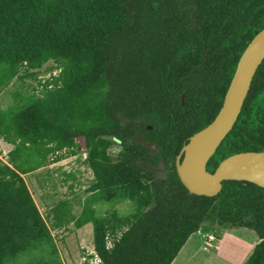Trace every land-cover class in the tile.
<instances>
[{
    "label": "trees",
    "instance_id": "16d2710c",
    "mask_svg": "<svg viewBox=\"0 0 264 264\" xmlns=\"http://www.w3.org/2000/svg\"><path fill=\"white\" fill-rule=\"evenodd\" d=\"M263 28L264 0H0V93L16 79L37 78L50 61L59 69L41 96L17 91L11 105L0 104V136L14 145L8 163L0 160V264H16L28 250H35L31 264H63L42 256L54 237L23 175L80 151L94 173V198L76 201L79 215L71 200H59L47 218L52 229L92 222L103 264H172L204 223L255 230L260 242L244 264H264V188L229 180L216 196L191 194L175 167L189 137L216 117L242 53ZM147 81H194L202 90L184 106L178 101L174 118L162 91H142ZM156 106L160 154L148 159L118 114L141 117ZM108 136L122 140L118 160ZM244 151H264V60L207 169ZM159 161L166 178L152 167ZM103 196L136 208L97 215Z\"/></svg>",
    "mask_w": 264,
    "mask_h": 264
},
{
    "label": "rangeland",
    "instance_id": "374dc122",
    "mask_svg": "<svg viewBox=\"0 0 264 264\" xmlns=\"http://www.w3.org/2000/svg\"><path fill=\"white\" fill-rule=\"evenodd\" d=\"M52 66H54V69L51 70ZM55 67L53 61H50L39 70L37 78L29 76L23 81L14 80L10 86L0 93L1 106L7 107L11 105L17 91L25 96H41L44 83L52 79V76L59 72V69ZM118 115L121 118V122H125L124 117L121 114ZM3 141V138L0 136V160L8 163V153L13 149V146H7ZM118 151L119 149L115 150V152ZM111 158L115 160V158ZM23 177L40 213L44 216L48 225L50 221L47 215H51V206L59 200H71L74 205L72 207L74 213L79 215L83 208L82 205H78L79 201L86 203L87 199L93 200L94 198L89 191V187L94 182L95 177L93 170L86 163V155L83 151L78 152L76 155H67L63 161L45 165L31 173L24 174ZM102 194L104 193L102 192ZM94 205L97 215H103L113 210L123 217L131 215L136 208L132 200L126 198L105 199L104 196L95 201ZM208 224L204 223L197 233L192 234L184 245L180 259L184 256V252L191 249V252L197 251L198 257L197 259L193 257L190 264H200L205 257H208L207 255H210L213 260L210 259L209 263L205 264H244L250 257V254H252L251 252H253L256 244L260 242L258 234L249 228L226 229L224 226ZM60 229H63V227ZM209 233L215 237L214 240L209 239ZM92 236L93 232L87 236L88 245L70 240L64 246L61 243H57L58 239H54L55 247L50 245L45 250H42V256L57 259L63 264H97V261L92 262V259L85 258L88 246L93 243H89ZM203 244L208 248V251L204 249ZM34 251L28 250L17 255L16 264H31L29 256H34L31 253ZM94 252L95 249L92 248L91 253Z\"/></svg>",
    "mask_w": 264,
    "mask_h": 264
},
{
    "label": "water",
    "instance_id": "95a60500",
    "mask_svg": "<svg viewBox=\"0 0 264 264\" xmlns=\"http://www.w3.org/2000/svg\"><path fill=\"white\" fill-rule=\"evenodd\" d=\"M263 60L264 28L242 53L214 120L191 135L176 158L177 174L189 193L213 197L221 192L223 182L229 180L247 181L264 188V151L235 153L222 160L214 172L207 169L211 157L236 123ZM113 139L121 143L120 139Z\"/></svg>",
    "mask_w": 264,
    "mask_h": 264
},
{
    "label": "flooded vegetation",
    "instance_id": "af4514ba",
    "mask_svg": "<svg viewBox=\"0 0 264 264\" xmlns=\"http://www.w3.org/2000/svg\"><path fill=\"white\" fill-rule=\"evenodd\" d=\"M147 82H148V84H146L143 87L141 86L142 91H147L150 93L151 89H153V88L162 91L163 96H162L161 100L170 101L169 107H170L171 112L168 113V115L169 114L173 115L174 118H177V116L175 115V112L179 111L178 101H180V104L182 106H184L186 97L192 91H197L200 89L199 90V92H200L202 90L201 86L192 87L191 84L194 81H147ZM187 82L191 85V87L190 86L188 87L186 85ZM162 84H163V86L159 87ZM229 86H230V84H229ZM156 87H159V88H156ZM249 93H250V89H249L248 95H249ZM155 110H156L155 112L156 113L158 112V114H156L154 112V109L152 111L148 110L144 114H142L141 117H135V116L133 117V116H129V115L125 116L124 117L125 122H123V124L128 128V130L130 132L129 139L131 141H139L145 147H147V149H148L147 158L148 159L153 158L154 156H159V154H160V151H159L160 150L159 135L161 136V134H162V132L160 131L161 130L160 126L162 125L163 116H160L158 106H156ZM176 122H177V120H176ZM110 137H112L110 139L113 141V143L110 146L109 153H110L111 157L115 158V160H118V155H119L120 150L118 152H115V150L119 149V146H121L122 140H121V143H118L117 141H115L113 139L115 136H110ZM182 147H181V149H182ZM173 148L174 149L177 148L176 142L173 143ZM181 149H180V151H181ZM180 151H179V153H180ZM112 154H114V155H112ZM178 154L176 155V158H177ZM176 158H175V167H176ZM136 162H138V164L140 166L143 165L142 161H136ZM152 167H153L154 171L156 172L157 177H160L162 179V178H166L168 176L169 170L166 168L165 163L163 161H159V163L156 166H152ZM163 167H164V169H163ZM176 170H177V168H176Z\"/></svg>",
    "mask_w": 264,
    "mask_h": 264
},
{
    "label": "crops",
    "instance_id": "0c3cea01",
    "mask_svg": "<svg viewBox=\"0 0 264 264\" xmlns=\"http://www.w3.org/2000/svg\"><path fill=\"white\" fill-rule=\"evenodd\" d=\"M4 144H6L7 146H13V144L11 143H8L6 142L5 140L3 141ZM63 161V160H61ZM60 162V161H59ZM56 163V162H55ZM55 163H51V164H55ZM50 164V165H51ZM31 173V172H30ZM80 214V213H79ZM48 224V223H47ZM73 224V225H71ZM93 223L92 222H87L86 224H84L83 226L81 227H77L74 222H71L70 224H68L67 226H64L63 229H55L53 230L50 226V224L48 225L49 228H50V231H51V234L54 236V239H58L57 243H61L63 244L64 246L67 245V241H76V242H80L82 244H85V245H88L87 244V236L89 233L92 234L93 232ZM235 228V227H234ZM230 229V228H228ZM226 231V230H225ZM197 233V232H196ZM210 234V233H209ZM192 236V235H191ZM190 236V237H191ZM190 239V238H189ZM188 239V240H189ZM93 242L94 243V240H93V236L92 238L90 239L89 243ZM92 243V245H89L88 246V249L86 251V255H85V258H89V259H92V262L94 261H97V259L95 257H93V255H91V250L92 248H94V244ZM187 243V242H186ZM185 243V244H186ZM195 243V242H194ZM195 245V244H193ZM204 246V249H205V245L203 244ZM184 249V246L183 248L180 250V252L178 253V255L176 256V258L174 259V261L172 262V264H190L192 258L194 257L195 259H197L198 257V253L197 251L195 252H191V249H189L188 251L184 252V256L181 257L180 259V255L182 254V251ZM206 250V249H205ZM208 251V250H207ZM252 253V252H251ZM251 255V254H250ZM208 257H205L203 259V261H201L200 264H205V263H209L210 259H212V257L210 255H207ZM180 259V260H179ZM179 260V261H178Z\"/></svg>",
    "mask_w": 264,
    "mask_h": 264
},
{
    "label": "clouds",
    "instance_id": "9594fccd",
    "mask_svg": "<svg viewBox=\"0 0 264 264\" xmlns=\"http://www.w3.org/2000/svg\"><path fill=\"white\" fill-rule=\"evenodd\" d=\"M246 100V99H245ZM244 106V105H243ZM242 111V110H241ZM239 118V117H238ZM238 120V119H237ZM235 125V124H234ZM234 127V126H233ZM233 129V128H232ZM231 132V131H230ZM229 132V133H230ZM109 137V139L110 138H112V137H110V136H108ZM117 138V137H116ZM226 138V137H225ZM119 139V138H118ZM122 146V145H121ZM123 147V146H122ZM245 152V151H244ZM239 153V152H238ZM84 154L86 155V158H87V152H84ZM212 158V157H211ZM208 166V165H207ZM207 225H209L208 223H207ZM216 225H218V224H216ZM226 229H228V228H234V227H231V226H229V227H225ZM235 228H241V227H235ZM245 228H247V227H245ZM252 230V229H251ZM255 231V230H254ZM256 232V231H255ZM210 236H213L212 234H209V239L210 240H214V236H213V239H211L210 238ZM188 241V240H187ZM108 245L111 247L112 246V239L111 238H109V240H108ZM94 249H95V252L94 253H91V254H93L94 255V257L97 259V264H100V263H102V261H101V258L99 257V255H98V253H97V251H96V248H95V244H94ZM205 249L206 250H208V248L207 247H205ZM176 258V257H175Z\"/></svg>",
    "mask_w": 264,
    "mask_h": 264
},
{
    "label": "built area",
    "instance_id": "2783aa9c",
    "mask_svg": "<svg viewBox=\"0 0 264 264\" xmlns=\"http://www.w3.org/2000/svg\"><path fill=\"white\" fill-rule=\"evenodd\" d=\"M211 239H213V236H210Z\"/></svg>",
    "mask_w": 264,
    "mask_h": 264
}]
</instances>
